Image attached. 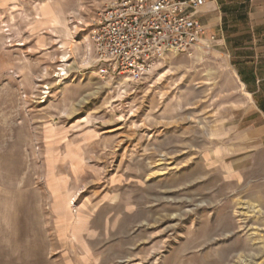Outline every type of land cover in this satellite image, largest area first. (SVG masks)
Here are the masks:
<instances>
[{"label":"rangeland","instance_id":"rangeland-1","mask_svg":"<svg viewBox=\"0 0 264 264\" xmlns=\"http://www.w3.org/2000/svg\"><path fill=\"white\" fill-rule=\"evenodd\" d=\"M110 1L0 0V264H264L253 97L206 32L140 83L99 77Z\"/></svg>","mask_w":264,"mask_h":264},{"label":"built area","instance_id":"built-area-1","mask_svg":"<svg viewBox=\"0 0 264 264\" xmlns=\"http://www.w3.org/2000/svg\"><path fill=\"white\" fill-rule=\"evenodd\" d=\"M203 1H110L90 30L96 74L140 83L168 53L205 45L206 29L196 16Z\"/></svg>","mask_w":264,"mask_h":264},{"label":"crops","instance_id":"crops-1","mask_svg":"<svg viewBox=\"0 0 264 264\" xmlns=\"http://www.w3.org/2000/svg\"><path fill=\"white\" fill-rule=\"evenodd\" d=\"M196 16L264 117V0H204Z\"/></svg>","mask_w":264,"mask_h":264},{"label":"bare ground","instance_id":"bare-ground-1","mask_svg":"<svg viewBox=\"0 0 264 264\" xmlns=\"http://www.w3.org/2000/svg\"><path fill=\"white\" fill-rule=\"evenodd\" d=\"M238 249L241 250V252L239 254H237V257L238 259H240L242 256H240V254L242 253V251L244 250V248L242 247H238ZM233 250L232 248H230L228 251H225L224 249H220L218 252H217V257L215 259V262H217V258H222V257H226L227 255L225 254H222L224 251L227 253H229V251ZM222 254V255H221ZM242 255V254H241ZM236 262V261H235ZM238 262V261H237ZM218 263V262H217ZM232 264V263H231Z\"/></svg>","mask_w":264,"mask_h":264}]
</instances>
